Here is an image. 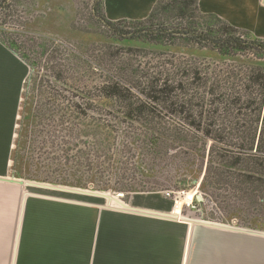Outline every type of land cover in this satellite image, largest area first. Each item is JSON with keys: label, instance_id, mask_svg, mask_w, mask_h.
Wrapping results in <instances>:
<instances>
[{"label": "rangeland", "instance_id": "rangeland-1", "mask_svg": "<svg viewBox=\"0 0 264 264\" xmlns=\"http://www.w3.org/2000/svg\"><path fill=\"white\" fill-rule=\"evenodd\" d=\"M3 1L0 175L16 181L0 182V244L6 233L8 245L0 264H11L24 195V204L40 197L127 209L136 195L180 190L208 199L201 214L183 210L185 217L258 235L257 244L256 236L248 237L247 264H256V256L264 264L261 184L254 181L251 195L242 196L230 178L239 172L208 164L213 144L240 143V134L257 136L263 127L264 102L257 123L256 112L264 54L220 51L183 34L121 37L93 17L94 0ZM199 19L189 6L185 17L169 8L158 20L166 28L214 30L213 18ZM120 22L126 32L135 27ZM114 85L131 95L118 97ZM239 114L242 130L232 125ZM225 128L232 130L218 135ZM220 170L227 176L219 178ZM7 219L11 230L1 228Z\"/></svg>", "mask_w": 264, "mask_h": 264}, {"label": "crops", "instance_id": "crops-1", "mask_svg": "<svg viewBox=\"0 0 264 264\" xmlns=\"http://www.w3.org/2000/svg\"><path fill=\"white\" fill-rule=\"evenodd\" d=\"M156 2L100 0V7L109 22H135L146 19ZM197 10L264 39V0H197ZM25 197L11 264H247L248 237L258 242V235L229 225L194 221L182 212L175 216L172 201L162 194L131 197L127 209L40 197L24 204ZM8 219L1 228L11 230ZM3 237L0 254L6 256Z\"/></svg>", "mask_w": 264, "mask_h": 264}, {"label": "trees", "instance_id": "trees-1", "mask_svg": "<svg viewBox=\"0 0 264 264\" xmlns=\"http://www.w3.org/2000/svg\"><path fill=\"white\" fill-rule=\"evenodd\" d=\"M162 1L165 0H157L156 4L154 5L153 9L151 10L148 17L141 21H135L131 25H135V27H132L133 29H130L131 31H124L120 29V25L122 22H109L107 21L104 16L100 13L101 7H100V0H94L92 5V14L93 17L97 18V20L100 21V24L102 26L107 27L109 30H111L113 33L121 36V37H138V38H145V37H155L157 39L164 38L167 36L174 37L178 34H183L186 36H189V39L195 41L199 44H206L210 47H213L216 50H223V49H234L239 51H245L248 49L254 50L255 52H261V54H264V41L259 40H245L243 37V34L239 32L240 30L233 28L227 23H224L220 21L217 18H213L210 16H203L200 14L197 10V0H169V2H165L163 4ZM6 5V2L3 0L0 1V10H4V7ZM189 6H192V11H195L199 14L200 19L197 20L198 22H202L203 18H213L214 19V30L209 29V27H205L202 30L199 29H192V28H166L164 27L158 19L166 14V11L170 9H174L177 12V16L185 17L187 8ZM185 14V15H184ZM159 17V18H158ZM154 23V24H153ZM196 24V23H195ZM200 24V23H197ZM190 27V24H188ZM195 27V25H192ZM198 26V25H196ZM201 26V25H200ZM201 28V27H200ZM161 85V84H160ZM157 86V85H156ZM162 86V85H161ZM160 86L158 92L165 91ZM120 87V88H118ZM261 88V98L259 103L258 110L256 112V123L259 119L260 112L262 110V105L264 102V82L263 84H260ZM113 90L118 91L117 94L118 97L121 94H130L129 89L114 85L112 87ZM152 89V88H150ZM115 93V92H114ZM131 95V94H130ZM233 104H236L237 100H230ZM229 102V101H227ZM228 112V111H227ZM264 113V111H263ZM236 122L232 123L230 120H228L226 123H229L234 126H238L239 128L244 129L245 125H242L243 123L246 124V122H242L240 119V114L233 117ZM263 127L261 128L259 134L256 136V132L247 135L245 132L243 134H240L239 141L240 143L231 144L230 146H223L219 145L217 143L216 145H212L213 151L211 149L209 153V165H214L215 162L218 163V165L222 166L223 169H228L229 167L233 169V171L239 172L238 174H234L235 178L230 177L233 179V182L235 183V191L242 196H246L248 194L251 195L250 187L253 184L254 181L259 182L261 184V187L263 188L264 192V114L262 118ZM226 124H224L225 126ZM225 130H232V129H223V131H219L218 135H222L225 133ZM239 130V129H238ZM237 130V131H238ZM241 130L238 131V133L241 132ZM251 130V129H250ZM249 130V131H250ZM228 131V132H229ZM227 133V132H226ZM207 136H210V133H206ZM223 138H215L214 140H220ZM221 140V141H222ZM218 142V141H217ZM213 154V155H212ZM215 154V157H214ZM215 161V162H214ZM258 168V169H257ZM230 174V173H228ZM225 172L223 170H220L219 178L225 177ZM254 175L257 176V179H254ZM227 176V175H226ZM255 194L257 190H252ZM204 195H206L203 192Z\"/></svg>", "mask_w": 264, "mask_h": 264}, {"label": "built area", "instance_id": "built-area-1", "mask_svg": "<svg viewBox=\"0 0 264 264\" xmlns=\"http://www.w3.org/2000/svg\"><path fill=\"white\" fill-rule=\"evenodd\" d=\"M162 195L171 200L173 203V206H176L177 203L182 202L181 204V212L183 210H188L189 212L197 213L201 211V204H205L208 202V199L206 198V195L201 194L199 192H195L194 194H191V191H164L162 192ZM197 195L202 197V202H199L197 200Z\"/></svg>", "mask_w": 264, "mask_h": 264}, {"label": "water", "instance_id": "water-1", "mask_svg": "<svg viewBox=\"0 0 264 264\" xmlns=\"http://www.w3.org/2000/svg\"><path fill=\"white\" fill-rule=\"evenodd\" d=\"M0 180L3 181V179H0ZM7 181L13 183L16 180L11 179V180H7ZM17 184L20 185V186H23L24 185V186H29V187L36 185V184L25 183L24 181H21V180H18ZM34 187H36V188H43L44 186L37 185V186H34ZM196 198H197V200L199 202H202V197L201 196L197 195Z\"/></svg>", "mask_w": 264, "mask_h": 264}, {"label": "bare ground", "instance_id": "bare-ground-1", "mask_svg": "<svg viewBox=\"0 0 264 264\" xmlns=\"http://www.w3.org/2000/svg\"><path fill=\"white\" fill-rule=\"evenodd\" d=\"M195 192L194 191H191V194H194ZM181 204L182 202H179L176 204V206H173V212L172 214L175 215V216H181Z\"/></svg>", "mask_w": 264, "mask_h": 264}]
</instances>
